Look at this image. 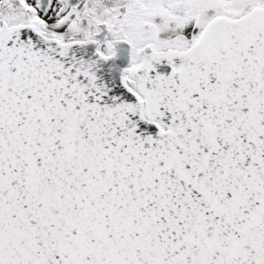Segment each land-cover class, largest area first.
I'll return each instance as SVG.
<instances>
[{
    "label": "snow or ice",
    "instance_id": "1",
    "mask_svg": "<svg viewBox=\"0 0 264 264\" xmlns=\"http://www.w3.org/2000/svg\"><path fill=\"white\" fill-rule=\"evenodd\" d=\"M0 264H264V0H0Z\"/></svg>",
    "mask_w": 264,
    "mask_h": 264
}]
</instances>
